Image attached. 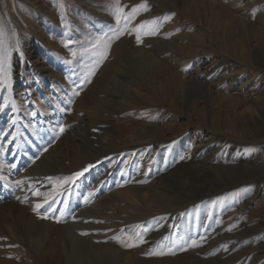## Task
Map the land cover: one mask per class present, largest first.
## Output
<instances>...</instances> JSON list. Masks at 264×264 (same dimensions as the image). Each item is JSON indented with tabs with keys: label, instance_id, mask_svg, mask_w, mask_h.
Wrapping results in <instances>:
<instances>
[{
	"label": "rangeland",
	"instance_id": "1",
	"mask_svg": "<svg viewBox=\"0 0 264 264\" xmlns=\"http://www.w3.org/2000/svg\"><path fill=\"white\" fill-rule=\"evenodd\" d=\"M0 264H264V0H0Z\"/></svg>",
	"mask_w": 264,
	"mask_h": 264
},
{
	"label": "snow or ice",
	"instance_id": "2",
	"mask_svg": "<svg viewBox=\"0 0 264 264\" xmlns=\"http://www.w3.org/2000/svg\"><path fill=\"white\" fill-rule=\"evenodd\" d=\"M140 8H143V9H145V10H147V5L146 4H141L140 6H139ZM122 11V10H121ZM136 11V9L134 8L133 9V12H135ZM117 20L119 21V19H120V16L119 15H117ZM154 23V22H153ZM141 27H143V25L141 26ZM122 34V33H121ZM155 34V31H152V32H146L145 33V35H154ZM136 39H137V42L139 43V42H141V37H140V35L138 34L137 35V37H136ZM61 131H63V129H61ZM90 167H92V165H89V168ZM88 171V168H85L82 172H77V173H75L73 176H70V177H66L65 179H64V182L65 183H67L68 181H70V180H75L77 177H80V176H82V175H84V173L85 172H87ZM35 195H37V196H39L40 195V193L37 191V192H35L34 193ZM45 203L46 204H48L49 202L47 201V200H45ZM43 205H41V204H37L36 206H35V209L34 210H36V209H40L41 207H42ZM49 207H51V205L49 204ZM39 214V213H38ZM43 218H47V216H45V217H43ZM57 222H60L59 221V218H57ZM137 235H139V234H137ZM140 243H143L144 241H143V239H142V237L140 238V241H139ZM195 241H193V246H195ZM126 247H132V246H134L133 244H127V245H125ZM153 254H160V253H153Z\"/></svg>",
	"mask_w": 264,
	"mask_h": 264
},
{
	"label": "bare ground",
	"instance_id": "3",
	"mask_svg": "<svg viewBox=\"0 0 264 264\" xmlns=\"http://www.w3.org/2000/svg\"><path fill=\"white\" fill-rule=\"evenodd\" d=\"M258 53V51L256 50V49H252L251 51H250V54L249 55H246L245 54V58H247V57H256V54ZM140 60V59H139ZM114 81H115V79H114ZM128 89V91H130L131 92V90H130V88H127ZM133 97V96H132ZM230 103L231 102H237L235 99L234 100H232V98L230 99V100H228ZM208 222H210L209 223V235L210 236H213L216 232H218L219 230H220V227H221V225L218 223V222H216V221H214L213 219L210 221H208ZM197 234V233H196Z\"/></svg>",
	"mask_w": 264,
	"mask_h": 264
}]
</instances>
